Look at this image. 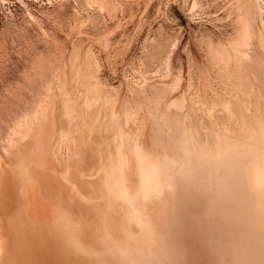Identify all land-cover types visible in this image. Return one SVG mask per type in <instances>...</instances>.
Returning a JSON list of instances; mask_svg holds the SVG:
<instances>
[{
    "label": "rangeland",
    "instance_id": "obj_1",
    "mask_svg": "<svg viewBox=\"0 0 264 264\" xmlns=\"http://www.w3.org/2000/svg\"><path fill=\"white\" fill-rule=\"evenodd\" d=\"M243 182L264 0H0V264H244Z\"/></svg>",
    "mask_w": 264,
    "mask_h": 264
},
{
    "label": "bare ground",
    "instance_id": "obj_2",
    "mask_svg": "<svg viewBox=\"0 0 264 264\" xmlns=\"http://www.w3.org/2000/svg\"><path fill=\"white\" fill-rule=\"evenodd\" d=\"M248 34V33H247ZM149 155V154H148ZM153 157V156H152ZM167 172V171H166ZM229 175V174H228ZM233 175H235V174H233ZM240 176H241V174H239ZM239 175L237 176V175H235V176H237L238 178H239ZM234 176V177H235ZM161 177V176H160ZM237 177H236V179H237ZM230 178V177H229ZM229 178H227V179H229ZM147 179V178H146ZM151 179L153 180V178L150 176V177H148V181H146L145 183H148L149 181H151ZM176 179V178H175ZM185 180V179H184ZM216 180H218V181H220L221 179H217L216 178ZM234 180V179H233ZM233 180H231V181H233ZM186 181V180H185ZM224 181H226L225 183H227V184H229V182H231V181H229V182H227L228 180H224ZM235 181V180H234ZM245 181V180H244ZM142 182V181H141ZM154 182H155V180H154ZM154 182L152 183V184H154ZM210 182V181H209ZM217 182V181H216ZM222 182H223V179H222ZM142 183H144V178H143V182ZM144 183V184H145ZM149 184V183H148ZM156 184H158L157 182H156ZM247 184V186H245V182H243V184L242 185H240V187L239 186H236V187H232V189L235 191V189L234 188H236L237 189V187H239V189L241 188V189H243V186H244V189L242 190V191H244L243 193H244V195H242V196H244L243 198H244V201H242V202H244V204L243 205H241V206H239V207H241L242 208V206H244V210H241V211H244L243 213H240L239 211H237V210H240V209H237V207L238 206H236V205H239V204H241V203H238L239 201H240V199L242 198L241 197V195H239L238 194V197H239V199L236 197L235 199H234V196H233V194L232 193H236L237 192V190H236V192H234L232 189V191H230V189H228V188H224L223 186V188L225 189H223V188H220V187H218L219 189H223L222 190V192L223 191H226V190H228V192H231L230 193V197L231 196H233V197H231V199H230V197L228 196V195H226L225 194V192L222 194V195H224L225 194V196H226V198L228 197L229 199H230V203H234V202H232V201H235V203L233 204L234 206H236V209L234 210L235 212L237 211L238 213H236L235 215H237L238 214V216H240V214H242L241 216L242 217H244V252H241V253H239L238 254V256H244V264H264V186L262 187V189L260 190H258V189H253V188H251L250 187V185L248 184V183H246ZM142 186H143V184H141ZM155 185V184H154ZM153 185V186H154ZM184 185V184H183ZM183 185H181L180 184V186L182 187ZM185 185H187V184H185ZM151 186V185H150ZM216 185H214V189H216L217 187H215ZM173 187H177V186H172V188ZM187 187L189 188L190 187V185H187ZM182 188V189H184V191H182V189L180 188L179 189V187L178 188H176V189H174L175 190V193H174V195L175 196H181L180 194L182 193V194H185L186 195V192L187 193H189V194H187V197L186 198H188V195H194L195 196V194L196 193H194L193 194V192H194V190H193V192H191L190 190H191V188L192 187H190V189L188 190V188ZM171 188V189H172ZM209 188V187H208ZM217 188V189H218ZM151 189H154L153 187L151 188ZM170 189V190H171ZM193 189V188H192ZM210 189V188H209ZM213 189V188H212ZM216 189V190H217ZM179 191H181V193L179 194L178 192ZM195 191H197V190H195ZM203 191H205V189H203ZM212 191V190H211ZM211 191H210V194H211ZM218 191V190H217ZM213 192V191H212ZM219 192V191H218ZM221 192V193H222ZM168 194H169V196H171L172 195V193H169V192H167ZM190 193H192V194H190ZM227 193V192H226ZM166 194V193H165ZM178 194V195H177ZM199 194V193H198ZM220 194V193H219ZM228 194V193H227ZM232 194V195H231ZM215 195V197L218 199V200H220L221 202L223 201L222 200V198H218V195H216V194H214ZM234 195H237V193L236 194H234ZM174 196V197H175ZM200 196L201 195H199V197H198V200L199 199H201L200 198ZM162 197V196H161ZM202 197H205L204 195H202ZM212 197H214L213 195H212ZM241 197V198H240ZM177 198H180V197H177ZM183 198H185V197H183ZM182 198V199H183ZM209 198H211V197H209ZM216 198H214V201H209L208 203H207V201L205 200L204 202H206V203H204L203 201H202V203H204L205 205L206 204H208V205H211V204H214V205H212V206H215L216 204V206H220V205H227V204H225L224 202L223 203H220V204H218V202H216ZM225 198V197H224ZM226 198H225V200H226ZM170 199H174V198H170ZM194 199V198H193ZM204 199H208V198H204ZM212 199V198H211ZM233 199V200H232ZM237 199H238V204H236V201H237ZM157 200H159V199H157ZM177 200V199H176ZM213 200V199H212ZM219 201V202H220ZM226 201H228V203H229V200H226ZM162 202V201H161ZM165 202H166V200H165ZM170 202L172 203V201L170 200ZM199 202H201V201H199ZM213 202V203H212ZM202 203H199V204H201V206L200 207H204L203 206V204ZM162 204V203H161ZM236 204V205H235ZM172 205V204H171ZM233 205H231V206H233ZM145 207V206H144ZM211 207V206H210ZM222 207V209H223V206H221ZM221 207H218L219 209H221ZM228 207H230V206H228ZM215 208H217V207H215ZM232 208V207H231ZM221 209V210H222ZM226 209H227V207H224V210H225V212H226ZM243 209V208H242ZM221 210H219V212L221 211ZM195 211V210H194ZM203 211V210H202ZM224 212V211H223ZM204 213V212H203ZM221 213V215H223L222 214V212H220ZM142 214V213H141ZM232 214H234V213H232ZM225 215H227V214H225ZM224 215V216H225ZM240 216V217H241ZM144 217V216H143ZM146 217V216H145ZM219 217V216H218ZM222 216H220V218H221ZM239 218V217H238ZM237 219V218H236ZM140 223H142L143 221H139ZM148 222V221H147ZM146 222V223H147ZM151 223H154V222H151ZM141 226V225H140ZM151 226V225H150ZM155 226H157V225H155ZM155 226H152L153 227V229H154V227ZM234 226V225H233ZM232 226V227H233ZM231 227V229H233ZM147 228V227H146ZM145 228V229H146ZM152 229V228H151ZM156 229V231H158L159 229H157V227L155 228ZM142 230V229H141ZM45 231V230H44ZM46 231H48V230H46ZM153 231H155V230H153ZM43 232V231H42ZM40 233V232H39ZM55 233V232H54ZM158 233V234H157ZM31 235L32 234H36V233H30ZM31 235H25V236H30V238H31ZM38 235V234H37ZM49 235V234H48ZM157 235H159L160 236V232H156V239L157 238H159V236H157ZM23 239V238H22ZM23 241H25V240H22L21 241V243H19V244H22L23 243ZM36 241V240H35ZM158 241H160V244H162V241H161V239H158ZM157 241V243H159ZM46 243V242H45ZM18 244V245H19ZM47 247H48V245H46ZM159 246V245H158ZM155 248H158V247H155ZM198 251V250H197ZM197 251H195V252H197ZM14 252V251H13ZM203 252V251H202ZM9 253H10V255H11V257H12V255L14 256V253H12L11 251H9ZM200 253V252H199ZM198 253V254H199ZM37 254V253H36ZM204 254H206V253H204ZM193 256H195L194 254H192ZM209 255V254H208ZM196 256H198V255H196ZM212 257H215V255L213 256V255H211ZM210 256V257H211ZM198 257H200V256H198ZM212 257H211V260H212ZM14 258V257H13ZM201 258V257H200ZM15 259V258H14ZM13 259V260H14ZM203 261H205V260H203ZM208 261H210V260H208ZM202 262V261H201ZM14 264H15V262H14ZM198 264H200V262L198 263Z\"/></svg>",
    "mask_w": 264,
    "mask_h": 264
},
{
    "label": "water",
    "instance_id": "obj_3",
    "mask_svg": "<svg viewBox=\"0 0 264 264\" xmlns=\"http://www.w3.org/2000/svg\"><path fill=\"white\" fill-rule=\"evenodd\" d=\"M182 20H183V22L185 23V25H186V27H187V31H188L189 36L191 37L190 27H189V25H188L186 19H185L183 16H182Z\"/></svg>",
    "mask_w": 264,
    "mask_h": 264
}]
</instances>
